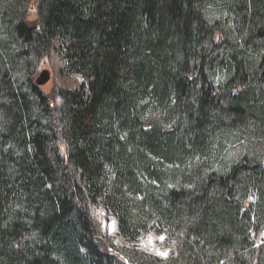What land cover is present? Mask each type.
Segmentation results:
<instances>
[{
    "label": "trees",
    "instance_id": "obj_1",
    "mask_svg": "<svg viewBox=\"0 0 264 264\" xmlns=\"http://www.w3.org/2000/svg\"><path fill=\"white\" fill-rule=\"evenodd\" d=\"M128 262L264 264V0H0V264Z\"/></svg>",
    "mask_w": 264,
    "mask_h": 264
},
{
    "label": "rangeland",
    "instance_id": "obj_2",
    "mask_svg": "<svg viewBox=\"0 0 264 264\" xmlns=\"http://www.w3.org/2000/svg\"><path fill=\"white\" fill-rule=\"evenodd\" d=\"M32 17H36V14L32 13ZM65 65L66 62L62 54L56 49H52L49 55L40 62L38 77L45 69L51 72L50 81L41 86L45 92L52 94L56 87L74 90L82 83L83 77L81 75L63 71ZM89 206L93 218L103 232V236L108 239L109 246L116 245L118 255L122 258H126L127 253H133V251L146 252L163 259L171 256L176 245L167 233L151 230L144 232L135 240L128 239L121 234L118 219L114 214L105 209L103 205L91 202ZM108 244L106 245L108 246ZM126 260L128 261V259Z\"/></svg>",
    "mask_w": 264,
    "mask_h": 264
},
{
    "label": "water",
    "instance_id": "obj_3",
    "mask_svg": "<svg viewBox=\"0 0 264 264\" xmlns=\"http://www.w3.org/2000/svg\"><path fill=\"white\" fill-rule=\"evenodd\" d=\"M51 79V72L48 69H45L44 71H42L39 75V77H37L36 83L39 86L45 85L47 82H49Z\"/></svg>",
    "mask_w": 264,
    "mask_h": 264
}]
</instances>
